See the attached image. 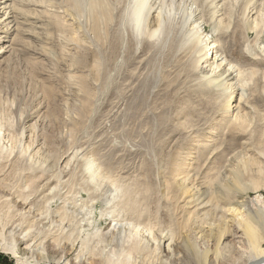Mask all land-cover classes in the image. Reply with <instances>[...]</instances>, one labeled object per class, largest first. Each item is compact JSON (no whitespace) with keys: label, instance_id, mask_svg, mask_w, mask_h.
I'll use <instances>...</instances> for the list:
<instances>
[{"label":"rangeland","instance_id":"obj_1","mask_svg":"<svg viewBox=\"0 0 264 264\" xmlns=\"http://www.w3.org/2000/svg\"><path fill=\"white\" fill-rule=\"evenodd\" d=\"M129 1L106 0L110 18H99L97 31L93 0L82 8L0 0V237L9 240L13 224L42 232L50 225L65 250L61 262L38 255L34 264H198L185 249L167 259L160 243L176 234L183 211L172 188L188 172H199L197 186L231 167L237 191L264 205V0H152L209 39L204 53L216 74L241 68L237 82L224 83L227 93L203 83L202 55L182 42L180 23L160 41L139 36ZM156 24L149 17L145 29ZM240 87L246 133L236 139L225 118ZM210 145L216 152L206 162ZM235 150L242 152L231 163ZM113 216L126 227L111 230ZM231 246L208 264H247L246 252ZM81 249L87 255L78 261ZM0 258L20 264L1 249Z\"/></svg>","mask_w":264,"mask_h":264},{"label":"bare ground","instance_id":"obj_2","mask_svg":"<svg viewBox=\"0 0 264 264\" xmlns=\"http://www.w3.org/2000/svg\"><path fill=\"white\" fill-rule=\"evenodd\" d=\"M71 1L77 8H82L85 5V0ZM129 2V21L132 28L139 36L145 32L160 41L165 35L168 33L170 34L171 30L175 29L173 28V24L180 23L177 27H179L180 32H182V42L185 44L194 43V52L201 53L202 55V58L197 61V67L199 68L200 74L203 75V83L208 84L214 89H218L220 87L223 88L224 83L228 82V85H231L234 81L237 82L239 80L241 68L239 69L236 67L237 65L225 67L219 74H216L217 71L210 63L209 53H204V50L209 48V44L207 46L209 39L206 38L203 40L202 37H199L198 40L195 28H186L187 18L183 15L179 17L177 14H172V11L165 13V11L163 12V7L159 8L155 6L152 0H130ZM93 3L95 5V26L98 31L97 21L99 18L103 17L110 18V8L106 0H93L92 5ZM149 17L157 21V24L151 26V29H145ZM2 27H0V32L3 31V33H5ZM2 41H4V38L0 36V42ZM215 65L218 67L219 63H215ZM221 76L224 79L222 85L219 83V77ZM229 89V87H226L222 90L224 93H227ZM242 90L243 89L240 87V92L235 99L237 100V104H235L233 108L232 105L234 103L232 105H230L231 102L229 103L230 106L226 110L225 118L228 120L225 121L229 122V129L236 139H239L240 136L244 138L246 133L245 116L241 113L243 103ZM243 144H248V141L243 142ZM207 152L209 154L207 155L206 162L212 159L211 156L215 154L216 147L210 145L207 148ZM241 152L242 150L233 151L229 157V161L231 163L236 162V158L240 157ZM69 156L70 155H66L63 161L66 162ZM261 158H263L262 152ZM85 170L91 179L96 178L97 168L91 161H85ZM198 175V171H194L193 173L188 172L177 176L174 180L172 188L174 191L173 198L175 200V205L183 211V215L181 221H177L178 224L175 226L176 234L160 235V243L163 246L166 258L177 257L183 252V249H185L190 253L192 259L198 261V264H208V262L219 260L221 255L220 247L231 244L233 253L242 254V251L246 252L247 264L249 262L250 264H264V248L260 245L264 240V205L261 204V198H250L243 192L237 191L239 186L236 181L241 180L239 179L240 176L235 174L231 167L224 168L221 172L217 173V177L211 181L199 180V182H197L198 185L195 186L196 183H193L191 179L192 177L197 178ZM1 181L2 179L0 177V182ZM24 203L32 204L30 202ZM132 206L136 208L133 204ZM114 212V210L109 211L111 215H113ZM115 216L112 217L110 229L114 230V228L120 227L121 225L126 227L125 223H122L119 219L115 218ZM39 219L41 220V217H39ZM8 231L11 238L6 240L0 237V249L5 253L12 254L20 264H34L37 259H39L38 255H41L42 259H56L57 262H61L65 257L63 253L65 250L61 249V233L53 230L50 225H48V231L51 232L31 230L19 224H13ZM228 231H230V233ZM229 236L231 240H229ZM144 240L146 239L144 238ZM193 240L211 243L214 245V249L202 251L195 243L193 244ZM70 248H72L71 245ZM85 255H87V253H84L81 249L76 253L75 257L78 261H82ZM104 255L105 253H101L99 257ZM105 257V261H111V256ZM88 258L89 257H86V260ZM179 258L181 257L179 256ZM98 261L102 260L100 259ZM65 263L68 264V261H65Z\"/></svg>","mask_w":264,"mask_h":264},{"label":"trees","instance_id":"obj_3","mask_svg":"<svg viewBox=\"0 0 264 264\" xmlns=\"http://www.w3.org/2000/svg\"><path fill=\"white\" fill-rule=\"evenodd\" d=\"M1 260H3V259L0 258V261H1Z\"/></svg>","mask_w":264,"mask_h":264},{"label":"water","instance_id":"obj_4","mask_svg":"<svg viewBox=\"0 0 264 264\" xmlns=\"http://www.w3.org/2000/svg\"><path fill=\"white\" fill-rule=\"evenodd\" d=\"M264 261V260H263Z\"/></svg>","mask_w":264,"mask_h":264}]
</instances>
